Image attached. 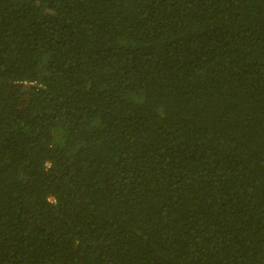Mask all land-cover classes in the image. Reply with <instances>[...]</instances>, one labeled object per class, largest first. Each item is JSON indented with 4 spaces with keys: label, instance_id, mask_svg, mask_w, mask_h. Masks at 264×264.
Listing matches in <instances>:
<instances>
[{
    "label": "trees",
    "instance_id": "trees-1",
    "mask_svg": "<svg viewBox=\"0 0 264 264\" xmlns=\"http://www.w3.org/2000/svg\"><path fill=\"white\" fill-rule=\"evenodd\" d=\"M0 264H264V0H0Z\"/></svg>",
    "mask_w": 264,
    "mask_h": 264
}]
</instances>
